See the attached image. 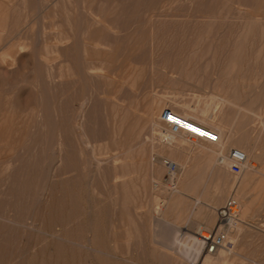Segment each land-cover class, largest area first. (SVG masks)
<instances>
[{"label":"rangeland","instance_id":"1","mask_svg":"<svg viewBox=\"0 0 264 264\" xmlns=\"http://www.w3.org/2000/svg\"><path fill=\"white\" fill-rule=\"evenodd\" d=\"M24 1L0 0V264H174L164 234L177 244L215 207L212 230L238 191L220 144L264 156V0ZM165 109L229 133L174 134ZM253 174L240 183L253 216L230 250L259 264L264 177ZM228 254L219 264H240Z\"/></svg>","mask_w":264,"mask_h":264},{"label":"bare ground","instance_id":"2","mask_svg":"<svg viewBox=\"0 0 264 264\" xmlns=\"http://www.w3.org/2000/svg\"><path fill=\"white\" fill-rule=\"evenodd\" d=\"M15 1V0H14ZM25 3H26V0L24 1ZM23 2V3H24ZM69 3V2H68ZM13 5V4H12ZM58 5V4H57ZM234 5V4H233ZM25 6H26V4H25ZM56 6V5H55ZM17 7H19V6H17ZM22 6H20V8H21ZM40 7V6H39ZM18 9V8H17ZM16 9V10H17ZM42 9V8H41ZM40 9V10H41ZM7 10V9H6ZM5 11V10H4ZM21 11V10H20ZM9 13V12H8ZM244 14H245V12H244ZM20 15H21V12H20ZM34 15V14H33ZM254 15V14H253ZM29 16V15H28ZM258 17V16H257ZM260 17V16H259ZM28 18V17H27ZM261 18V17H260ZM23 20V19H22ZM20 21V20H19ZM24 22V21H23ZM27 22V21H26ZM99 22V21H98ZM0 23H2V22H0ZM21 24H22V22H21ZM24 24V23H23ZM9 25V24H8ZM11 27V26H10ZM22 28V27H21ZM23 29V28H22ZM1 31V30H0ZM5 31V30H4ZM25 31V30H24ZM32 31V30H31ZM19 32V31H18ZM34 32H36V31H34ZM2 33V32H1ZM4 33H6V32H4ZM21 33V32H20ZM35 34V33H34ZM11 36V35H10ZM27 36V35H26ZM34 36V35H33ZM60 36H62V35H60ZM18 37H21V34H18ZM47 37V36H46ZM16 38V37H15ZM14 38V39H15ZM13 39V40H14ZM20 39V38H19ZM35 39V38H34ZM46 39V38H45ZM44 39V40H45ZM11 41H12V39H10ZM50 40V39H49ZM87 40V38L86 39H83V43L85 44V47H86V50H85V56L86 57H89V55L91 54V52L88 50V48H89V46L87 47V44H86V41ZM10 41V42H11ZM46 41V40H45ZM58 41V40H57ZM62 41V40H61ZM60 41V42H61ZM67 41V40H66ZM234 41V40H233ZM9 42V43H10ZM38 42V41H37ZM264 42V41H263ZM18 43V42H17ZM40 43V42H39ZM88 43V42H87ZM231 43V42H230ZM46 44V43H45ZM44 44V45H45ZM238 44H239V42H238ZM33 45H34V43H33ZM40 45V44H39ZM37 46H38V44H37ZM58 46V45H57ZM245 46V45H244ZM4 47V46H3ZM6 47V46H5ZM4 47V48H5ZM258 47V46H257ZM3 48V49H4ZM53 48V47H52ZM45 49V48H44ZM232 49V48H231ZM239 49V48H238ZM249 49V48H248ZM252 49V48H251ZM47 50V49H46ZM257 51V50H256ZM259 51V50H258ZM53 53V52H52ZM237 53H238V50H237ZM255 53V52H254ZM263 53H264V48H262V50L260 51V53H259V58L263 55ZM229 54V53H228ZM227 54V55H228ZM248 54H249V52H248ZM250 55V54H249ZM248 55V56H249ZM254 55V54H253ZM256 55H257V53H256ZM255 55V56H256ZM19 56V55H18ZM228 57V56H227ZM18 58V57H17ZM17 58H16V60H17ZM26 58V57H25ZM44 58V57H43ZM51 58V57H50ZM250 59H251V57H249ZM254 58V56L252 57V59ZM83 59V58H82ZM89 59V58H88ZM241 59V58H240ZM43 60V59H42ZM41 60V61H42ZM221 60V59H220ZM248 60V59H247ZM253 61V60H252ZM253 63V62H252ZM258 63H260L259 61H258ZM58 66V65H57ZM93 66V65H92ZM256 66V65H255ZM260 66V65H259ZM52 67V66H51ZM107 67V66H106ZM224 67V66H223ZM246 67V66H245ZM55 68H56V66H55ZM58 68H60V67H58ZM102 68V67H101ZM255 68V67H254ZM50 69V68H49ZM96 69V68H95ZM2 70V69H1ZM4 70V69H3ZM48 70V69H47ZM52 70H53V68H52ZM99 70V69H98ZM98 70H95V73L98 71ZM253 70V69H252ZM49 71V70H48ZM55 70H53V72H54ZM61 71V70H60ZM258 71V70H257ZM50 72V71H49ZM48 72V73H49ZM53 72L51 73V74H53ZM249 72V71H248ZM99 73V72H98ZM50 74V73H49ZM94 74V73H93ZM102 74V73H101ZM96 75V74H95ZM98 75V74H97ZM116 75V74H115ZM253 75V74H252ZM117 76V75H116ZM132 76V75H131ZM240 76V75H239ZM44 77V76H43ZM53 77V76H52ZM249 77V76H248ZM61 78V77H60ZM240 78V77H239ZM44 79V78H43ZM46 79V78H45ZM50 79V78H49ZM128 79H130V78H128ZM247 79H249V78H247ZM245 80V79H244ZM250 80V79H249ZM116 81V80H115ZM254 81V80H253ZM260 81V80H259ZM57 82V81H56ZM128 82H129V80H128ZM38 83V82H37ZM131 83V82H130ZM218 83V82H217ZM137 84V83H136ZM55 85V84H54ZM39 86V85H38ZM56 86V85H55ZM60 86V85H59ZM248 86V85H247ZM246 86V87H247ZM258 86V85H257ZM263 86H264V84H263ZM34 87V86H33ZM259 87V86H258ZM39 88V87H38ZM53 88V87H52ZM249 88V87H248ZM257 88V87H256ZM260 88H261V85H260ZM258 90H260V89H258ZM38 91V90H37ZM258 92V91H257ZM255 94V93H254ZM178 96V95H177ZM264 96V95H263ZM221 97H222V95H221ZM226 97H228V96H226ZM261 98V97H260ZM225 99V98H224ZM243 100V99H242ZM248 100V99H247ZM259 101V100H258ZM223 102V101H222ZM247 102V101H246ZM171 103V102H170ZM176 103V102H175ZM243 103V102H242ZM261 103V102H260ZM173 105V104H172ZM226 106V105H225ZM254 106V105H253ZM191 108V107H190ZM189 108V109H190ZM263 108V107H262ZM169 109V108H168ZM225 109V108H224ZM239 110V109H238ZM264 110V109H263ZM171 111V110H170ZM223 110H221L220 112H222ZM172 112V111H171ZM262 112V111H261ZM173 113V112H172ZM245 113V112H244ZM259 113V112H258ZM175 114V113H174ZM260 114V113H259ZM0 115H1V113H0ZM4 116H5V114H3ZM175 115H177V114H175ZM226 115V114H225ZM224 115V116H225ZM41 116V115H40ZM162 116H163V114H162ZM178 116V115H177ZM218 116V115H217ZM220 116V115H219ZM221 116H223V115H221ZM237 116V115H236ZM258 116V115H257ZM256 116V117H257ZM32 117V116H31ZM178 117H180V116H178ZM246 117V116H245ZM1 118V117H0ZM115 118V117H114ZM160 118V117H159ZM180 118H182V117H180ZM186 118V117H185ZM241 118V117H240ZM263 118V117H262ZM11 119V118H10ZM12 119H13V117H12ZM182 119H184V117L182 118ZM191 119V118H190ZM195 119V118H194ZM224 119H226V118H224ZM224 119H223V121H224ZM235 119H236V117H235ZM242 119V118H241ZM116 120V119H115ZM186 120V119H185ZM75 121H76V123L74 124V125H76L77 126V129H78V135L79 136H81L82 135V122H81V120L80 119H75ZM74 121V122H75ZM237 121V120H236ZM203 123H204V126H206V122H204V121H202ZM162 123H163V125H166V126H168V124L166 123V122H164L163 121V119H162ZM14 124V123H13ZM30 124V123H29ZM208 124V123H207ZM227 125V124H226ZM15 126V125H14ZM155 126V125H154ZM208 126H209V124H208ZM211 126V130H213V129H215V131L213 132L214 134H216L217 135V140H219V138H221V136L223 135V134H227V133H229V132H227V131H225V130H222V129H218V128H214L213 127V125H210ZM228 126V125H227ZM235 126H237V125H235ZM169 127V126H168ZM213 127V128H212ZM0 128H2V127H0ZM14 128V127H13ZM12 128V129H13ZM170 128V127H169ZM171 129V128H170ZM241 129V128H240ZM1 130V129H0ZM11 130V129H10ZM76 131V130H75ZM162 131V130H161ZM264 131V130H263ZM170 132V131H169ZM230 132H232V131H230ZM240 132V131H239ZM244 132V131H243ZM262 132V131H261ZM10 133V132H9ZM12 133V132H11ZM60 133V132H59ZM173 133V132H172ZM235 133H236V131H235ZM237 133H238V131H237ZM72 134V133H71ZM83 134H85V133H83ZM175 134V133H174ZM261 134V133H260ZM77 135V134H76ZM241 135H242V133H241ZM264 135V134H263ZM168 136V135H167ZM259 136H262V135H259ZM2 137V136H1ZM12 137V136H11ZM162 137V136H161ZM226 137V136H225ZM222 138H224V137H222ZM228 138V137H227ZM255 138V137H254ZM264 138V137H263ZM1 139V138H0ZM60 139V141H61V139L62 138H59ZM232 139H233V137H232ZM217 140L216 141H210V142H212L213 144L214 143H217ZM257 140H258V137H257ZM256 140V141H257ZM59 141V142H60ZM209 141V140H208ZM255 141V142H256ZM261 141H263V140H261ZM260 141V142H261ZM85 142V141H84ZM83 142V143H84ZM233 142H235V141H233ZM264 142V141H263ZM62 143V142H61ZM61 143H59L60 145H61ZM88 143V142H87ZM231 142H229V144H230ZM260 144V143H259ZM15 145V144H14ZM86 145V144H85ZM235 145V144H234ZM234 145H232V147L234 146ZM244 145V144H243ZM246 145V144H245ZM256 145V144H255ZM237 146H238V144H237ZM84 147V146H83ZM163 147V146H162ZM204 147V146H203ZM235 147V146H234ZM255 147V146H254ZM260 147V146H259ZM57 148V147H56ZM89 148V147H88ZM229 145H228V142H224V143H222V144H220V146L218 147V149H217V151L215 152V154L218 156V164L220 165H224L225 166V168H226V170L228 169V170H232V171H235V172H238V178H237V180H236V182L238 181V184H237V190L238 191H236L235 193H234V196L235 197H231V198H235L239 203H240V205H241V213H240V219H239V221H237V222H232V223H230V225H228V226H226L225 228H224V236H225V246H224V248H222L221 250H219V252L217 253V254H215V255H208V254H205L204 253V246H203V244H202V242L199 240V238H198V235H199V233L200 232H202L203 230H210L209 229V225H212V224H214L215 222H216V220H215V218H216V210L215 209H217V208H213L211 211H209V212H207L205 215H204V222H206V224L207 225H198V229H197V232L195 233V234H185V237H184V239H181L180 238V236H179V240L177 241L178 243L176 244V239H175V237L174 236H170V232L169 231H167L166 232V234H164L165 236H166V238L167 237H170V238H168L169 239V242H168V245H167V248L168 249H174L175 250V253H174V255H173V257H172V259H173V261H174V264H190L191 262H193V261H200L202 264H219V263H224V262H226V260L225 259H227L226 257H228V253L229 252H232L234 255V260H239V262H240V264H256L257 262H255V261H253V259H252V257L251 256H245V255H243L241 252H239V251H236V252H233V250H230V249H236L237 250V242H236V237L237 236H239V235H241V234H243L244 233V228L246 227L245 226V224H246V218L248 219V217H250L251 215L253 216V213H252V204H253V198H254V196H253V194H250L249 192H247V186H245V187H243L241 190H240V183H242L241 181L245 178V177H247V175L248 174H253V173H255V174H253V175H260V176H263L264 177V169H261L260 167H259V165L257 166L255 163H251V160L252 159H254L255 161H257V162H263V160H264V156H263V154L261 153V151H260V149H258V148H251V149H247V148H241V149H237V150H239V151H241L244 155H245V157H246V161L245 162H242V163H240V162H238V161H236L235 159H233L232 157H231V151L232 150H234V149H232L231 151H230V154L227 156L226 155V151H228L229 150ZM49 149V148H48ZM53 149V148H52ZM58 149V148H57ZM61 149H62V147H61ZM61 149H60V152H61ZM95 149V148H94ZM94 149H93V151H94ZM17 150V149H16ZM56 150V149H55ZM84 150V149H83ZM14 152V151H13ZM95 152V151H94ZM94 152H93V154H94ZM6 153V152H5ZM10 153V152H9ZM107 154V153H106ZM55 155V154H54ZM215 155V156H216ZM216 156V157H217ZM158 157V156H157ZM160 157V156H159ZM49 158V157H48ZM51 158V157H50ZM164 160H162L161 162L164 164V165H166V161H168L167 159H165V158H163ZM157 160V159H156ZM51 162V161H50ZM49 162V163H50ZM157 162H158V160H157ZM169 162V161H168ZM54 163V162H53ZM115 163H117V162H115ZM161 163V164H162ZM101 165V164H100ZM116 165V164H115ZM177 165V164H176ZM220 165V166H221ZM178 166V165H177ZM8 167H10V166H8ZM100 167V166H99ZM190 167V166H189ZM192 167V169H194L193 167H195V166H191ZM48 168V167H47ZM50 168V167H49ZM179 168V167H178ZM182 168H183V165H182ZM8 169V168H7ZM11 169V168H10ZM9 169V170H10ZM50 170V169H49ZM181 170H183V169H181ZM51 171V170H50ZM184 171H185V168H184ZM53 172V171H52ZM186 172V171H185ZM4 173V172H3ZM188 173H189V171H188ZM190 173H191V171H190ZM53 174V173H52ZM52 174H49V175H52ZM55 174V173H54ZM191 174H193V172L191 173ZM6 175V174H5ZM190 176V175H189ZM187 178V177H186ZM48 179V178H47ZM50 179V178H49ZM190 180H192V179H190ZM189 180V181H190ZM246 180V179H245ZM5 181V180H4ZM48 181H50V180H48ZM48 181L46 182V183H48ZM53 181V180H52ZM117 181V180H116ZM182 181V180H181ZM194 181V180H193ZM232 181V180H231ZM127 182V181H126ZM183 182H184V180H183ZM244 183V182H243ZM214 184V183H213ZM255 185V184H254ZM216 186V185H215ZM252 187V186H251ZM220 188V187H219ZM127 190V189H126ZM256 190V189H255ZM193 192V191H192ZM46 193V192H45ZM182 193V192H181ZM227 194V193H226ZM46 195V194H45ZM44 195V196H45ZM232 195V194H231ZM37 197V196H36ZM182 197V196H181ZM226 197H227V195H226ZM204 198V197H203ZM224 198H225V196H224ZM202 199V198H201ZM205 199V198H204ZM183 200V199H182ZM200 200V199H199ZM173 203V202H172ZM219 203V202H218ZM197 206V205H196ZM171 207V206H170ZM173 207H174V205H173ZM198 207V206H197ZM199 208V207H198ZM197 208V209H198ZM202 208V207H201ZM200 209V208H199ZM202 209H204V208H202ZM202 209H200V210H202ZM200 210H198V211H194L193 213L196 215V216H200V215H202V212L200 211ZM193 211V210H192ZM204 211V210H203ZM257 214V213H256ZM217 216H218V210H217ZM30 219V218H29ZM189 219V218H188ZM250 219V218H249ZM195 220V219H194ZM9 222V221H8ZM11 222V221H10ZM25 222V221H24ZM78 222V221H77ZM200 222V221H199ZM25 224V223H24ZM27 224V223H26ZM16 225H18V224H16ZM167 225H168V222H167ZM22 226V225H21ZM171 227H172V224L170 225ZM25 227V226H24ZM167 227V226H166ZM173 228V227H172ZM169 229H170V227H169ZM172 230V229H171ZM129 236V235H128ZM164 238V237H163ZM165 238V239H166ZM183 238V237H182ZM176 245V246H175ZM117 246V245H116ZM166 249V248H165ZM255 256V255H254ZM235 261H233V263H234ZM259 264H264V261H261Z\"/></svg>","mask_w":264,"mask_h":264},{"label":"built area","instance_id":"3","mask_svg":"<svg viewBox=\"0 0 264 264\" xmlns=\"http://www.w3.org/2000/svg\"><path fill=\"white\" fill-rule=\"evenodd\" d=\"M162 119L171 128V132L175 134L185 133L190 137L197 139H207L210 141L217 140V135L213 132L197 123L178 117L168 109L163 111ZM231 157L240 163L246 161L245 155L237 149L231 151ZM165 163L171 174H175L178 171V166L175 163L168 161ZM240 213L241 205L235 198L228 199L218 209V220L216 226L212 230H203L198 235L199 240L204 246L205 254L215 255L219 252V250L224 248V228L232 222L239 221ZM190 264L202 263L200 261H193Z\"/></svg>","mask_w":264,"mask_h":264}]
</instances>
